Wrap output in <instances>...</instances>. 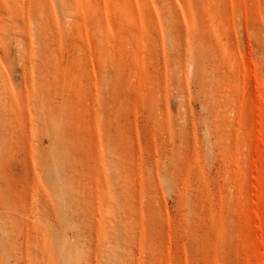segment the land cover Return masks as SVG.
Here are the masks:
<instances>
[{
    "label": "rangeland",
    "instance_id": "rangeland-1",
    "mask_svg": "<svg viewBox=\"0 0 264 264\" xmlns=\"http://www.w3.org/2000/svg\"><path fill=\"white\" fill-rule=\"evenodd\" d=\"M0 264H264V0H0Z\"/></svg>",
    "mask_w": 264,
    "mask_h": 264
},
{
    "label": "bare ground",
    "instance_id": "bare-ground-1",
    "mask_svg": "<svg viewBox=\"0 0 264 264\" xmlns=\"http://www.w3.org/2000/svg\"><path fill=\"white\" fill-rule=\"evenodd\" d=\"M40 153V152H39ZM44 153V152H43ZM42 152H41V154L40 155H42L43 154ZM32 170V169H31ZM49 175V174H48ZM48 177V176H47ZM50 177V176H49ZM49 177H48V180H49ZM36 178V177H35ZM49 182V181H48ZM50 182H52V180L50 181ZM46 184H48V183H46ZM52 184H53V182H52ZM48 186V185H47ZM30 206V205H29ZM68 207V206H67ZM65 209H67V208H65ZM29 210H31V209H29ZM62 210V209H61ZM70 210V209H69ZM61 212V211H60ZM42 218V217H41ZM29 232V231H28Z\"/></svg>",
    "mask_w": 264,
    "mask_h": 264
}]
</instances>
